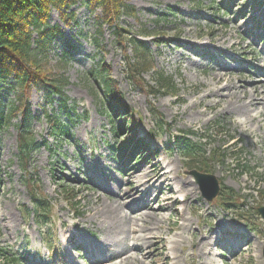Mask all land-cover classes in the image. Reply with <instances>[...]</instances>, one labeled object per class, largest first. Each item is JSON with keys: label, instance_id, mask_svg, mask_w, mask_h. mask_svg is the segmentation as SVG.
<instances>
[{"label": "rangeland", "instance_id": "obj_1", "mask_svg": "<svg viewBox=\"0 0 264 264\" xmlns=\"http://www.w3.org/2000/svg\"><path fill=\"white\" fill-rule=\"evenodd\" d=\"M127 1L135 12L123 13L117 23L133 33L146 31L145 39L151 49L152 68L141 74V83L126 71L128 56L135 64L133 48L129 46L123 51L114 27L97 19V13H91L81 1L78 2L71 9L75 23L69 28L57 10L51 11L49 22L60 24L65 36L53 43L45 60L49 69L66 77L64 90L70 98L75 118L69 139L47 138L49 126L41 109L46 104V96L34 90L30 98L29 137L35 140L36 147L27 163L19 151L20 120L0 125V248L18 252L23 257V264H59L61 254L66 253L62 245L67 240L64 239L67 229L71 231L67 237L73 236L68 245L71 251L74 250L72 244L79 247L80 238L83 244L91 245L89 241L97 244L105 234L118 236L120 229L130 238L135 236L127 221L116 225L110 233L107 224L106 231L98 230L86 219L94 218L97 224L100 223L103 216L95 218L94 210L114 201L110 196L115 190L110 192L109 188L118 187L121 191L128 188L129 181L138 179L139 169L147 166L150 153L152 161L148 164L155 165L160 172L172 169L169 176H175V181L189 179L192 184L186 201L182 194L172 192L166 185L160 202L153 203L154 208L159 203L166 205L161 216L168 215V219L159 229H153L154 237L145 244V249L141 248L153 257L146 259L144 264H162L164 257L171 255V247H177L172 240L180 233L195 237L194 242L199 244L205 235L210 236L215 231L218 233L216 238L223 236L221 243L215 242L209 247L212 252L209 258L214 256L216 263L264 264V220L257 211L258 207L264 206L262 129L255 120L239 111L223 110V104H215L219 97L208 95V88L214 87L215 73L223 72L220 86L231 80L234 85L231 89L245 86L249 92L254 88L260 97H264V42L257 44L259 39L251 36V27L259 20L264 22V0H232L229 10L223 7L224 0ZM242 57L247 58L246 62ZM101 65L110 70L111 77L120 87L124 105L138 119V124L133 127L138 134L135 138L142 139V149L148 150L143 154L145 163L133 164V159L129 164L131 172L126 174H119L121 164L112 149L117 150L121 143L120 136L114 133L120 114H106L103 92L97 78L90 74L91 69L98 70ZM159 73L167 77L162 80L165 86L159 82ZM0 88V105L7 107L16 100L17 91L8 84L0 85ZM57 107L56 102L48 105L50 110ZM155 111L162 114L163 128L159 126ZM124 126L119 133L122 136L132 123L126 122ZM189 131L195 134L192 141L202 143L205 149V158L200 164L185 160L184 144L177 143V137L182 139ZM203 135L208 138L205 144V140H201ZM238 163L243 164L238 167ZM192 165L198 169L205 167L217 175L225 187L224 192L242 197L244 205L235 203L234 196L223 197V194L216 203L204 200L196 178L188 172ZM66 189L71 191L69 196H74L75 204L67 202ZM34 195L44 197L53 207V223L48 224L49 228L38 226L34 215H28L35 212ZM166 197L169 200H165ZM187 216L195 219L189 234L184 233L182 226ZM146 218L150 220L145 226H150L152 215H146ZM72 223H76V227ZM235 233L246 235L249 244L235 247L242 248L237 256H223L221 252L227 253L222 248L229 244L228 239L234 238ZM191 244L185 245L188 252L195 247ZM135 255L143 257L141 252ZM63 260L64 264H72L69 257L65 256ZM4 261L0 259V264H5ZM77 264L91 263L79 257ZM181 264L196 262L191 258Z\"/></svg>", "mask_w": 264, "mask_h": 264}, {"label": "trees", "instance_id": "obj_2", "mask_svg": "<svg viewBox=\"0 0 264 264\" xmlns=\"http://www.w3.org/2000/svg\"><path fill=\"white\" fill-rule=\"evenodd\" d=\"M80 1L91 12L100 9L98 19L114 26L118 42L122 45H126L127 41L132 44L137 61L134 68L131 67L135 75L147 66V43L128 34V31L117 23L122 13H134V7L128 4L127 0H0V84H8L17 91V103L13 102L9 107L0 105V125L10 121L19 112L24 114L23 122L30 119L28 101L35 88L43 90L48 97L53 94L60 95L61 110L67 108L66 96L62 90L67 80L63 74H56L49 69L46 62L52 42L62 36L61 26L52 25L49 17L51 11L56 9L63 21L70 26L71 16L74 14L70 10ZM127 35L128 40L125 38ZM105 83L106 99L114 109L120 103L119 91L113 80H106ZM48 118L53 131L68 134L67 128L55 115ZM25 128L26 126L22 125L20 142L22 151L27 153L31 151L32 142L25 137ZM188 151L189 156L196 154L193 148ZM36 203L42 214L50 211L42 199H36ZM2 254L8 262L17 261L5 252Z\"/></svg>", "mask_w": 264, "mask_h": 264}, {"label": "bare ground", "instance_id": "obj_3", "mask_svg": "<svg viewBox=\"0 0 264 264\" xmlns=\"http://www.w3.org/2000/svg\"><path fill=\"white\" fill-rule=\"evenodd\" d=\"M224 75L223 72L215 73V78H213L215 82L212 83L214 87L208 88V95L211 97L218 96L219 100L215 102V104H223V110L239 111L247 118L255 120L258 127L262 129V139L264 143V97H260V95L257 94V90H254V88L249 92L246 90L245 86H242V89H231L234 87L231 80L227 81L225 86H220L219 83L224 78ZM220 98L225 100H220ZM209 106H211V104ZM251 111L254 113H251ZM250 133H253V131H250ZM171 171L172 169L160 172L158 167L141 169V173L135 181L136 186L133 191L125 190L118 194L119 199L107 202L103 204L101 208H96L94 210L96 213L95 218H97V215L99 217L103 216V219L101 221L99 220L100 223L97 224L94 218L86 219V221H91L92 224L97 226L98 230L104 229V231H106L108 229L111 233V230H113L116 225L126 224L127 221L133 233L136 235L130 238L129 235H124L121 229L116 237L112 234H105L102 239H99L97 244L84 245L86 246V256H93L96 264H136V262L144 264L146 259H152L153 257L145 254L141 247L149 243L154 237L155 232L153 229H159L160 224L165 219H168V215L161 216V212L167 209L166 205L159 203L154 209L152 203L154 201L160 202L162 190L166 188V185L169 186L172 192H181L186 198L189 195L190 184H192L189 179L175 181V176H169ZM156 189H158L159 192L155 198H152V193L155 192ZM135 192H143L140 197L141 206L135 205V201H121L128 196H133ZM165 200H169V197H166ZM145 208L152 210V212L143 211ZM121 212H124V214H121ZM146 215H152L153 221L150 226H145V222L150 220L146 218ZM127 218L132 221H129ZM140 221L141 224H139ZM106 224L107 229L105 230ZM73 226H76V224H73ZM134 226L139 227L133 229ZM88 227L90 226L88 225ZM70 233L71 231L67 229L64 234V239H66ZM208 240L209 238L206 237L203 238L202 242ZM80 242H82L81 238ZM64 243L68 245V238ZM123 247L125 248L123 249ZM229 249L234 252L235 247H230ZM139 252L143 253L142 258L135 255ZM200 255L202 254L200 253ZM212 263L213 261L211 259L206 260L202 258L199 264ZM162 264H181L180 257L176 254L175 256H166Z\"/></svg>", "mask_w": 264, "mask_h": 264}, {"label": "water", "instance_id": "obj_4", "mask_svg": "<svg viewBox=\"0 0 264 264\" xmlns=\"http://www.w3.org/2000/svg\"><path fill=\"white\" fill-rule=\"evenodd\" d=\"M194 173L198 177L205 197L212 200L219 191V181L211 174L199 173L197 171H194Z\"/></svg>", "mask_w": 264, "mask_h": 264}]
</instances>
